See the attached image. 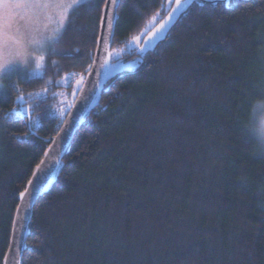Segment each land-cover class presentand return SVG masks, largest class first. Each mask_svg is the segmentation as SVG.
<instances>
[{"label":"trees","instance_id":"1","mask_svg":"<svg viewBox=\"0 0 264 264\" xmlns=\"http://www.w3.org/2000/svg\"><path fill=\"white\" fill-rule=\"evenodd\" d=\"M166 1L121 0L110 53L136 64L106 85L74 135L34 206L21 264H264V151L252 134L264 102V0H194L136 57L126 46L165 18ZM102 5L68 14L44 64L84 79ZM41 82L20 84L29 93ZM19 105L6 86L0 264L17 196L69 110L55 118L37 99L28 126Z\"/></svg>","mask_w":264,"mask_h":264},{"label":"water","instance_id":"2","mask_svg":"<svg viewBox=\"0 0 264 264\" xmlns=\"http://www.w3.org/2000/svg\"><path fill=\"white\" fill-rule=\"evenodd\" d=\"M192 1L194 0H182L180 7L177 9L176 0H174L165 18L145 35L135 52L136 57L150 52L156 44L162 42ZM120 2L121 0H116L115 5H111L109 0L107 9L104 3L101 7L98 33L90 68L85 74L81 88L77 92L58 132L53 138L45 141L48 146L29 179V181H33L32 185L29 186L28 181L25 187L28 191L26 192L25 189L22 191L25 193L22 198L20 193L17 196V206L14 210L8 246L2 264H21L25 241L29 236V225L32 220L34 206L38 199L46 194L56 182L57 175L63 166L62 160L74 135L99 106L106 85L116 76L129 72L136 64V59L130 61L124 59L111 60L110 52ZM174 9L176 11H173ZM106 11L113 18L112 27L108 30H104L100 26L101 18L105 16ZM101 37H103L102 45L100 44ZM34 173H37V175L34 176Z\"/></svg>","mask_w":264,"mask_h":264},{"label":"rangeland","instance_id":"3","mask_svg":"<svg viewBox=\"0 0 264 264\" xmlns=\"http://www.w3.org/2000/svg\"><path fill=\"white\" fill-rule=\"evenodd\" d=\"M87 1L89 0H83L82 3ZM170 1H166L167 6ZM70 3L71 0H51L39 10L26 9L13 12L12 15L15 20L13 33L19 27L23 37L19 43L10 40L7 28L5 29L3 44L0 45V96L5 87L9 86L17 95V101L20 104V109L18 108L16 112L24 118L26 117L27 123L30 122L33 104L36 103L37 99L50 100L52 115L58 119L62 118L66 111L70 110L76 97L75 93L81 88L83 82L81 76L76 77L72 74L63 73L62 67L53 61L44 64V57L49 51L48 49L64 30L68 14L73 10L68 8ZM19 15H24L23 21L19 20ZM153 21L154 19L150 20L143 31L131 39L126 46L127 50L136 49L137 51L141 39L153 27ZM123 53L124 51L118 53L112 51L111 60H120ZM39 79H42L40 89L37 88L34 92L25 93L21 88V84H26L28 80L30 82ZM37 85L39 86V84ZM262 112H264V102L255 106L253 111L254 124ZM262 148L264 151V147Z\"/></svg>","mask_w":264,"mask_h":264},{"label":"snow or ice","instance_id":"4","mask_svg":"<svg viewBox=\"0 0 264 264\" xmlns=\"http://www.w3.org/2000/svg\"><path fill=\"white\" fill-rule=\"evenodd\" d=\"M51 0H0V45L3 44L4 36H5V29L9 33V39L15 40L17 43L21 42L22 34L20 28L17 27L15 33H13V23L15 22L12 13L16 10H26V9H35L39 10L45 6L46 3H50ZM83 0H71V3L68 5L69 9L77 8ZM90 2H95L96 6H99V3H104L105 8L107 9L109 6V0H90ZM182 0H176L177 9L180 7ZM111 5H115L116 0H110ZM6 6V7H5ZM173 11H176L174 9ZM171 15V14H170ZM19 20H24V15H19ZM112 20L113 18L106 14L103 18H101V28L104 30H108L112 27ZM63 27V24L61 25ZM100 44H103V37H101ZM34 176L37 173L33 174ZM29 186L32 185L33 181H29ZM25 191L27 192L28 189L26 188ZM25 195L24 192L20 193L21 198Z\"/></svg>","mask_w":264,"mask_h":264},{"label":"clouds","instance_id":"5","mask_svg":"<svg viewBox=\"0 0 264 264\" xmlns=\"http://www.w3.org/2000/svg\"><path fill=\"white\" fill-rule=\"evenodd\" d=\"M252 134L256 141L264 147V112H262L256 120L252 128Z\"/></svg>","mask_w":264,"mask_h":264}]
</instances>
